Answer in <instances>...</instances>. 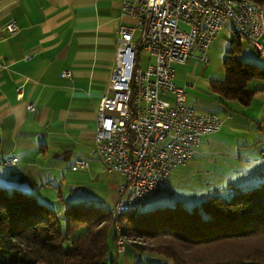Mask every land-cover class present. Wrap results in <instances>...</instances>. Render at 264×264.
I'll return each instance as SVG.
<instances>
[{"label":"built area","instance_id":"1","mask_svg":"<svg viewBox=\"0 0 264 264\" xmlns=\"http://www.w3.org/2000/svg\"><path fill=\"white\" fill-rule=\"evenodd\" d=\"M122 10L136 22L119 27L116 66L97 109L95 134V153L105 170L125 178L113 208L119 255L128 248L120 218L147 208L154 194L171 193L173 170L194 156L204 136L223 128L218 113L187 103L173 63L207 61L211 44L230 20L235 37L252 41L264 57V7L251 0H124ZM6 28L15 33L20 27L14 22ZM141 50L155 57L145 69L139 64ZM62 74L70 76L71 70ZM28 108L36 109L34 103ZM17 162V157L5 161L8 166ZM75 164L90 166L85 159Z\"/></svg>","mask_w":264,"mask_h":264},{"label":"crops","instance_id":"2","mask_svg":"<svg viewBox=\"0 0 264 264\" xmlns=\"http://www.w3.org/2000/svg\"><path fill=\"white\" fill-rule=\"evenodd\" d=\"M123 3L0 0V179L6 186L37 196L55 179L45 171L59 168L60 160L66 165L71 157L73 166L86 159L88 172L97 166L91 159L98 158L96 113L116 66L119 27L136 22L123 13ZM11 22L20 27L15 33L6 28ZM139 37L137 31L134 38ZM190 62L174 64L176 81L186 91L177 74L184 77ZM65 70L71 75L63 76ZM258 94L264 101V90ZM31 103L36 109L28 108ZM16 157L15 166L5 164Z\"/></svg>","mask_w":264,"mask_h":264},{"label":"trees","instance_id":"3","mask_svg":"<svg viewBox=\"0 0 264 264\" xmlns=\"http://www.w3.org/2000/svg\"><path fill=\"white\" fill-rule=\"evenodd\" d=\"M251 1L264 7V0ZM234 39L240 51L241 41ZM230 58L225 80L210 85L248 104L258 91L248 84L264 79V69ZM1 148L0 138V154ZM230 192L210 195L191 209L177 202L125 214L121 224L132 240L127 249L154 251L173 264H264V181ZM112 208L83 202L60 212L34 193L0 186V264H119Z\"/></svg>","mask_w":264,"mask_h":264},{"label":"rangeland","instance_id":"4","mask_svg":"<svg viewBox=\"0 0 264 264\" xmlns=\"http://www.w3.org/2000/svg\"><path fill=\"white\" fill-rule=\"evenodd\" d=\"M232 26L233 21H228L218 35V39H215L216 42L211 44L210 48H212L208 50L207 61L190 59L185 63H173L174 66L175 63L186 64L191 61L189 71L184 77L177 74L187 88L188 104L200 112L218 113L223 119L222 130L204 136L194 156L186 164L173 170L171 193L154 194L147 208L125 214L160 209L177 202L184 203L191 209L210 195L220 194L230 197L231 188H252L264 181V112H261L264 101L258 94V91L264 90V79L255 78L248 84L249 88L258 90L248 104L240 99L225 98L222 93L215 92L210 85L212 81L225 80L227 66L234 61L230 57L264 69V60L253 43L248 40L241 42L240 51L233 44L235 35ZM150 62H155V58L144 50L140 64L145 68ZM162 96L168 98L166 95ZM98 158L91 156L92 161L97 162V166L93 165L94 169L89 172L86 170L88 166L74 167L77 165L76 161L72 166L71 157L68 158L66 165H63L60 160L59 168H47L45 174L55 179L47 183L44 186L45 190L37 195L39 201L60 212L64 211L69 204L83 202H93L112 208L116 203L117 188L125 178L119 172L105 170L103 161ZM5 184L0 179V186L4 187ZM113 208L112 217L114 218ZM119 222L121 223V218ZM61 223L65 224V221ZM121 227L122 234L130 245L132 240L122 225ZM114 231L117 239L115 228ZM118 259L119 264H164L166 262L173 264L162 254L154 251H136L133 248L120 254Z\"/></svg>","mask_w":264,"mask_h":264}]
</instances>
